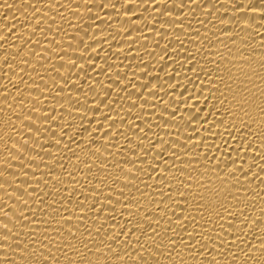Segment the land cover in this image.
Here are the masks:
<instances>
[{"label":"bare ground","instance_id":"1","mask_svg":"<svg viewBox=\"0 0 264 264\" xmlns=\"http://www.w3.org/2000/svg\"><path fill=\"white\" fill-rule=\"evenodd\" d=\"M261 2L0 0V38H3L0 39V264L4 259L15 264H31L32 259H39L41 254L49 255V249L50 258L59 260L60 264H66L64 257L87 259L92 264H104V257H111L112 264H116L117 253L110 252L104 244L113 249L117 247L115 241L121 236L111 241L109 238L119 230L116 225H124L128 213L122 212L118 204L116 211L104 208L99 215L96 208L89 211L95 196L92 189L102 187L101 196L111 195L113 204L117 198L124 199L119 189L125 177L116 165L143 155L141 148H136L135 153L129 151L138 139L144 148L157 142V151L150 150L147 160L137 159L136 164L129 163L127 169L135 172L137 167H143L149 172L148 163H156L152 157L158 154V142L163 141L166 146H173L166 147L164 159L169 166L173 161L168 160V156L175 150L180 158L176 162L178 168L183 169L184 164L193 161L192 171L196 176L205 174V187L219 192V197L211 200L213 211L219 210L220 203L242 201L234 211H242L249 218L252 215L261 217L264 212V172L260 171L264 167V112L260 111L264 107L261 97L264 82L258 79L264 78V69L260 67L264 57ZM42 18H45L43 22ZM37 23H40L39 28H36ZM86 47L87 52L84 51ZM81 55L87 63L79 59ZM243 57H248L247 65L238 63ZM25 59L27 65L23 63ZM72 61L77 65L74 69L69 68ZM89 63L93 67H88ZM81 66L86 71H80ZM241 72L247 73V79ZM65 80L69 81L67 85ZM117 80L119 84L115 83ZM241 82L243 87L238 88ZM73 84L76 87H72ZM125 84L127 90L122 87ZM109 86L113 89L111 93L105 91ZM105 95L109 97L105 105L110 102L111 107L99 105L96 121L89 123L93 112L87 109L96 107ZM245 100L247 104H242ZM34 101L38 111L31 116L35 124L33 134L20 135L22 126H31L22 121L34 107ZM9 104L12 109L8 108ZM226 110L231 114L226 115ZM104 113L115 119L113 130L122 131L123 136L111 142L103 140L104 133L96 129V123H102L105 129L108 127L110 120L108 123L100 120ZM44 114L48 115L47 120L41 118ZM19 116L21 119L17 120ZM82 119L83 126L95 131V136L80 132ZM70 121H74L73 127L57 146L63 130L61 126ZM129 121L135 127L129 128ZM74 132L77 144L84 141L79 148L68 143ZM91 139L112 145L111 155L102 144L95 146L108 157V167L103 172L95 166L87 171L85 164L78 165L72 156L76 154L85 160V153H89L86 144ZM120 148H124L123 154ZM241 165L248 172L247 176L240 171ZM249 166L251 171H248ZM159 169L167 172L163 164ZM136 175L139 176L136 187L145 192L148 191L145 183H156L144 172H136ZM168 175L178 180L180 173L173 169ZM127 179L133 178L128 176ZM100 180H104L105 185H100ZM76 190L81 192L79 197ZM153 191V199L161 201L159 189ZM128 194L129 190L125 189V196ZM131 194L139 196L136 188L131 189ZM85 195L89 198L85 199ZM78 201H83L84 206ZM53 202L54 206L49 207ZM95 202L104 203L103 200ZM146 206L155 208L154 205ZM165 206L168 207L167 216L175 219L173 211L179 212V209L164 200L159 212H163ZM189 212L196 222L189 224L186 232L195 230L198 238L206 233L213 237L221 235L219 227L201 220L202 216L209 219L208 212H200L194 206ZM71 213H75L71 225L60 222L62 215ZM21 214L28 217L29 222L22 220ZM81 214L82 223L79 222ZM31 218L39 222V227ZM227 220L225 217L221 222L225 229L223 235L232 240V234L227 233ZM160 225L161 228L169 227L166 219L160 220ZM73 226L79 229V240L91 241L88 250L71 240L67 229ZM57 228L59 236L54 231ZM97 229L100 235L96 234ZM176 231L179 234L180 229ZM255 234L258 238H249L251 255H236L238 250L234 245L232 254L236 256V264H245V260L247 264H264V253L259 250L264 237H260L259 229ZM5 235L9 236L8 241L2 239ZM184 238H187L186 233ZM65 240L71 241L77 249L65 248L64 244L68 243ZM102 240L104 244L100 243ZM132 243L135 245L134 238ZM97 247L101 251L96 252ZM17 248H20L18 252ZM240 248L247 251L246 245ZM200 251L201 248L194 247L189 253L188 249L178 247L173 260L177 264L180 260L183 264H206L204 258H214L216 264H232L229 255L223 252L217 255L213 249L208 250L212 253L210 257H192ZM75 252H81L83 257L76 256ZM118 252L122 253L123 249ZM135 252L136 249H132L134 256ZM145 258L148 264H153L147 253ZM165 259L166 256L161 257L162 264H168Z\"/></svg>","mask_w":264,"mask_h":264},{"label":"snow or ice","instance_id":"2","mask_svg":"<svg viewBox=\"0 0 264 264\" xmlns=\"http://www.w3.org/2000/svg\"><path fill=\"white\" fill-rule=\"evenodd\" d=\"M5 7H11L10 5H5ZM114 7V5H113ZM260 11L261 14L264 15V0L260 3ZM45 18H42V21H44ZM40 27V23H37L36 28ZM49 31H51V27L49 26ZM33 35H35V31H33ZM3 39V38H0ZM81 44H83V41H80ZM261 47H264V44L261 45ZM85 52L88 51V48L86 47L84 49ZM81 60H85V57L81 55L79 57ZM227 59V57H225ZM87 63V61L85 60ZM230 63H236V61H229ZM25 65H27L28 61L25 59L23 61ZM238 63L247 65L248 64V57H243L241 60L238 61ZM61 66H63V60L61 57ZM77 65L75 61H72L69 64L70 69L76 68ZM88 67H93L92 64H88ZM261 69H264V57L261 59L260 63ZM80 71H86L83 66L80 67ZM100 71H103V68H100ZM58 72V70H57ZM59 74V73H58ZM241 75L244 79H247V73L241 72ZM258 79H262V82H264V78L258 77ZM229 80H232V77L229 75ZM251 82V81H249ZM69 83L68 80H65V85ZM95 82H93L94 85ZM115 83L119 84L120 81L117 80ZM72 87H76L75 84L72 85ZM125 90H127V85L122 86ZM142 87H146L142 86ZM243 87L242 82L238 84V88ZM34 91H37V88H33ZM63 90V88L61 89ZM91 87L89 88V91H91ZM107 93H111L113 89L111 86H109L106 90ZM245 92L248 91L247 88L244 89ZM41 95H43V92H41ZM98 95V94H97ZM4 97H7L5 94ZM261 97L264 98V92H261ZM109 100L108 95H105L103 99L99 100V103L96 107L87 109V111L93 112L92 119L89 121V123H92L96 121V113L100 111L99 105H105V102ZM248 101H242V104H247ZM34 101V107L29 110V115L26 117H23V124H29L30 127H21L22 132H19L20 135H24V133H28L29 136H31L32 129L35 127V124L31 120V116L35 115L38 111V107L35 106ZM22 105V102H21ZM106 107H111V103L105 105ZM77 109L80 107V104L78 103L76 105ZM135 107V105H133ZM9 109H12V105H8ZM54 111V110H53ZM261 112H264V107H261ZM226 115H230V112H225ZM42 119L47 120L48 115L44 114ZM21 117L19 116L17 120H20ZM100 120L108 123L109 120L111 121L108 123V127L105 129L103 127L102 123H96V129L103 131L104 137L103 140L111 142L114 141L116 137L123 136L122 131H114L113 125H115L116 121L114 118H111L108 113L101 114ZM124 121L121 120V123ZM74 121H70L67 124L62 125V131L60 133V139L56 141V145H60V141L65 138V133L69 131L73 127ZM81 129L80 132L84 133L87 132L90 136H95V131H90L89 128L83 126V119L81 120ZM129 128L135 127V125L129 121L128 122ZM13 131L15 129L13 128ZM40 129L37 128V133H39ZM137 131L141 133V135H145L142 129L137 128ZM150 131V129H149ZM73 137H76L77 134L74 132L71 137L68 138L69 144H75L78 148L81 144H84L83 140H80L81 143L77 144L76 140L73 139ZM127 139V137H125ZM159 143V149L158 154L152 157V160L156 163L153 164L151 162L148 163V168L150 169L149 172H145V169L143 167H137L136 171L134 172L132 169H127V165L129 163L135 165L136 160L139 159L141 161L147 160L149 151H157L156 144L157 142H153L150 144V148H144L143 142L139 139L137 140V143L134 147L130 148L129 151H132L135 153L136 148L143 149V155H137L135 158H128L123 160L120 164H117L116 167L120 168L121 171L124 174V181L123 186L119 189V193L121 197H124L123 200L117 198L115 200V204L112 203V197L111 195L107 197H102L101 192L103 191V188H93L92 191L95 193L94 196V202L90 206L89 211H91L92 208L97 209V215H99L100 212L104 211V208H111L112 211H116L115 205H121L122 212H127L128 216L125 218L124 225H116V227L119 229L118 231H115L113 235L110 236L109 241L115 240L116 236H121L120 240H116L115 243L117 247L113 249L111 245L104 244V240H102L100 243L104 244L105 247L109 248L110 252L117 253L115 256L116 264H148V261L145 258V253H147L148 257H151V260L153 264H162L161 257L166 256L168 261V264H177V261L173 260V254L175 253V250L180 247L183 249H188L189 253L193 252L194 247L201 248L202 251L199 253H193L192 257L196 256H211L212 253H210L208 250L213 249L214 252L219 255L221 252L225 253V255H229L232 259V264H236V256L232 254L233 247L235 245V248L238 250L236 255H239L240 253H244L246 256L251 255V242L250 237L253 239L258 238L256 236V229H259L260 237H264V212L261 213V217H255L244 215L242 211H234L233 209L237 207V204L242 203V201H237V204H219V210L213 211L211 200L213 198L219 197V192L216 189H209L205 187V174L200 173L199 176H196L195 172L192 171L194 168L193 161L189 160L186 164H184L183 169L178 168L176 165V162L180 160L178 156H176V151L173 150L171 152V155L168 156V160L173 161L172 165L169 166L168 162L164 159L166 155V147L172 148L173 146L168 145L166 146L163 141L158 142ZM97 144H102L101 140L98 139H91L87 142L86 145L89 146V153H85L86 159L81 160L79 156L72 155L75 160L78 162V165L80 163L85 164L87 171H91L92 167L95 166L98 171H105L108 167V157L104 155V153L101 151L100 147H95ZM112 145L110 143H103L102 147L105 151L111 155L110 147ZM119 147L118 145H116ZM121 154L124 152V148H120ZM73 153V152H72ZM98 154V155H97ZM93 157L95 159H93ZM264 159V157H262ZM99 161V163H97ZM163 164L164 169L167 170H160L159 165ZM127 169V170H125ZM173 169H175L177 172L180 173L178 180H173L170 178L168 173H170ZM240 171L243 172L244 176L248 175L247 171L243 170V166H240ZM248 171H251V166H249ZM261 172H264V167H261ZM136 172H144L145 175H148L149 177L153 178L156 183L148 184L145 183L144 187L148 189V191H143L140 188L136 187V182L139 181V176L136 175ZM188 172V175L185 176L184 173ZM152 174H158L155 177L152 176ZM49 177L52 178V173H48ZM131 176L133 179L128 180L127 177ZM255 178V177H253ZM119 182V181H115ZM100 185H105L104 180L98 181ZM173 183L175 184V187L173 188ZM107 187H111V185H107ZM136 188V192L139 193V196H133L131 194V189ZM154 188L159 189V195L163 198L161 201H156L153 199L154 196ZM125 189L129 190V194L125 196ZM76 196L79 197L81 195V192L79 190H76ZM71 195L72 193H69V202H71ZM85 199H88L89 197L87 195L84 196ZM103 200L104 203L102 205H98L95 201ZM166 200L171 204V206L174 209H179V212L173 211V216L175 219H172L171 217L167 216L168 207H164L163 212H159L160 205L163 203V201ZM83 207V201H78ZM146 205H154V209H150ZM53 205H49V207H53ZM195 207V209L199 210L200 212H208L209 213V219H205L203 216L201 217V220L204 224L212 223L214 227H219L221 235L218 237H213L211 233L201 234L198 238V236L195 234V230L192 232H186V229L189 224H194L195 218L191 215L189 212V209L192 207ZM244 208H248V205H244ZM67 213V210H65ZM75 215V213L71 214H65L61 216V221L65 225H71L72 224V216ZM5 216H7V213H5ZM156 217L154 220L153 217ZM214 217V219H213ZM225 217H228L227 223H228V229L227 233H231V237H233L232 240H228L225 238L223 233L225 232L223 222L225 220ZM25 222H29V218L23 216L21 214L20 217ZM33 222L36 223V226L39 227V222H36L35 219L31 218ZM83 215L79 217V222H83ZM109 219H112L111 216H109ZM166 219L167 223L169 225L168 228H161L160 220ZM247 221V223H245ZM59 223V222H58ZM45 224H47V221H45ZM103 227V225H101ZM4 228H7V225H4ZM179 228L180 232L177 234L176 229ZM127 229V230H126ZM10 230V229H9ZM112 231L111 229H109ZM108 230V231H109ZM121 230L122 233H121ZM159 230V231H158ZM56 231L57 236L60 234L59 228L54 229ZM68 235L71 237L72 241H76L80 246L88 250V244L91 243L90 240L83 241L79 240L77 238V232L79 231L78 228L75 226L67 229ZM171 231L172 235L169 236L168 232ZM187 238L185 239L184 236ZM96 234L100 235V229L96 230ZM91 235V233H89ZM9 236L5 235L2 237L4 241H8ZM135 239V245L132 243V239ZM68 241V240H65ZM143 241V242H142ZM209 241H212L211 247L209 246ZM240 245H246L247 251L245 248L241 249ZM131 246V247H129ZM27 246H25L26 248ZM41 247H45V245H41ZM65 248H69L71 250L77 249L71 241H68V243L64 244ZM123 249V252H118V249ZM20 248L15 249L19 250ZM132 249H136L135 256L132 253ZM171 249L172 251H169ZM96 252L101 251L99 247H97ZM262 253H264V240H261V245L259 249ZM18 252V251H16ZM51 250L49 249V255H43L41 254L39 259H32L31 264H60L59 260L51 259ZM76 256L83 257V254L81 252H75ZM177 255H179L177 253ZM155 258V259H153ZM66 264H92L91 260L87 259H77L73 260L68 257H64ZM195 259V258H193ZM204 262L206 264H216V260L214 258L212 259H205ZM3 264H15L14 261H10L7 259H4ZM104 264H112L111 257H104ZM179 264H183V261L180 260ZM245 264H247V260H245Z\"/></svg>","mask_w":264,"mask_h":264}]
</instances>
